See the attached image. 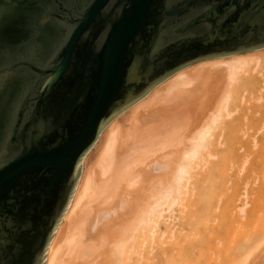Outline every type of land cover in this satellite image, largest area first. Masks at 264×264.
<instances>
[{"label":"bare ground","instance_id":"1","mask_svg":"<svg viewBox=\"0 0 264 264\" xmlns=\"http://www.w3.org/2000/svg\"><path fill=\"white\" fill-rule=\"evenodd\" d=\"M261 81L264 47L206 58L177 70L115 116L83 159L45 264H192L191 252L213 256L219 247L211 240L224 235L239 243L216 264H253L261 254L263 260L264 162L256 169L255 197L247 185L244 193L227 194L223 168L238 162V148L223 154L221 134H213L215 123L231 115L230 104L242 103L246 92L259 93ZM208 94L207 108L200 99ZM213 180L223 209L214 205L201 227L198 209L185 204L207 197Z\"/></svg>","mask_w":264,"mask_h":264},{"label":"water","instance_id":"2","mask_svg":"<svg viewBox=\"0 0 264 264\" xmlns=\"http://www.w3.org/2000/svg\"><path fill=\"white\" fill-rule=\"evenodd\" d=\"M18 3L19 0H0V32L23 42L25 33ZM88 3L91 7L79 31L90 32L91 37L86 45L81 46L78 41L74 45L77 64L72 74L61 77L43 98L30 88L7 86L0 97V161L7 162L10 145L14 146L19 139L11 135L9 112L20 119L22 126L33 111L42 114L49 133L38 150L0 174L5 177L0 198L9 200L15 191L20 203V222L27 225L12 234L6 223L0 229V264H45L49 245L81 177L83 159L115 116L142 99L163 79L193 62L264 47V0H88ZM212 6L222 16V23L214 24L210 18L192 27L185 26L190 14ZM113 7L121 15H110L108 9ZM105 25L111 28L107 42L98 51H91L93 40L104 31ZM209 32L214 35L209 37ZM20 56L19 49L14 54L7 49L0 51V75L7 78L12 63ZM130 74L147 82L126 96L131 87ZM121 99L123 103H118L107 118H101L97 127L96 117ZM35 129L36 121L32 120L28 130ZM58 140L62 142L57 144ZM55 160H61L62 164L56 191L49 193L46 169Z\"/></svg>","mask_w":264,"mask_h":264},{"label":"snow or ice","instance_id":"3","mask_svg":"<svg viewBox=\"0 0 264 264\" xmlns=\"http://www.w3.org/2000/svg\"><path fill=\"white\" fill-rule=\"evenodd\" d=\"M22 5L24 7L21 8ZM90 7L91 4L88 3V0H19L17 9L23 22L24 40L21 42L19 39L6 37L0 32V51L7 49L14 54L15 50L19 49L22 56L14 60L7 78L0 75V97L7 86L15 89L30 88L31 92H39L40 98H43L61 77L66 74L71 75L77 64L73 55L74 45L77 41L81 46L86 45L91 37L90 32L79 31V25ZM108 13L114 16L121 15V11L115 7L108 9ZM227 14L228 10H225L224 15ZM210 18L213 19L214 24L222 23V16L212 6L203 12L190 14L188 20L185 21V26L192 27L200 21ZM252 22L254 21H250V23ZM110 31V26L105 25L104 31L98 33L93 40L91 51H98L104 46ZM213 35L212 32L208 33L209 37ZM42 77L47 79L42 80ZM146 82L138 81L130 74L128 84L131 87L125 95L134 92L136 87ZM118 103H123V100L114 101L107 110L96 117L97 127L100 125L101 118L111 115L112 109ZM32 120L36 121V129L29 131L28 125ZM8 123L11 126V135L18 136L19 139L14 146L10 145L7 162L0 161V174L14 163L38 150L49 135L48 122L42 114L38 115L35 111L29 114L23 126L20 119L15 117L13 112H9ZM61 142L62 140H58L56 143ZM51 147L53 146L50 145L49 148L51 149ZM79 151L76 152L77 157ZM61 164V160H55L46 169L49 193L56 191ZM73 164H75V159H73ZM4 182L5 177L0 175V188ZM19 212L20 203L15 191L12 192L9 200L0 198V229L6 223L9 234H12L20 227L27 226L21 224Z\"/></svg>","mask_w":264,"mask_h":264},{"label":"rangeland","instance_id":"4","mask_svg":"<svg viewBox=\"0 0 264 264\" xmlns=\"http://www.w3.org/2000/svg\"><path fill=\"white\" fill-rule=\"evenodd\" d=\"M259 49H262V48H259ZM193 63H195V62H193ZM193 63H191V64H193ZM259 84L261 87H260L259 93L257 92L258 94L257 93H251V92H250L251 93L250 94L249 92L248 93L246 92V95H244V97H245L244 100L246 102L242 99V103L236 102V103L230 104L229 110L232 112L231 115H229V116L223 115L215 123V128L213 130L214 137H216L217 134H221V139L225 143L223 145V151H222L223 154L230 153L231 150L228 148L236 147V146L238 148V153H239V155H238L239 160L237 163L231 162L223 168L222 175L227 177V179H228L227 180L228 182L226 184V190H225L227 192V194H230L236 190H237V192L239 190L240 193H244L243 190L246 188H247L246 190L249 191L248 192L249 194H251V192H253V191L255 193L257 188L259 187V186H257L258 184L256 181H258V183L260 185V176L257 177V175L259 173H258V170H256V169H260V167H261V164H259L260 163L259 160L261 158H262L261 162L262 161L264 162V160H263V158H264V81H261V83H259ZM213 90H214V92H217L218 88H216V86H215V87H213ZM259 95H261V97ZM217 98L219 99V97H217ZM215 99H216V97H215ZM210 101H212V97L209 94H208V96L202 97L200 99L201 104L205 105L207 108L209 107L207 105H209ZM216 101H217V99L215 100V102ZM243 101H244V104H243ZM215 110H216V108L214 109V111ZM254 141L258 144L257 147L252 145V143ZM260 146H262V148H263L260 152H258V153L250 152L249 148H256L257 149ZM242 156H243V158L244 157L246 158L245 160L248 159L247 163L244 161ZM240 160L244 161L245 165H246V167H244L245 169L242 171L238 170L239 164L244 165V163H240ZM240 168L243 169L242 167H240ZM213 183H214V180L211 181V184H213ZM218 184H219V182H218ZM208 185H210V184H208ZM208 185H206V186H208ZM245 185H247V187ZM236 188H238V189H236ZM254 193H252L251 196ZM255 194H254V197L256 196ZM223 202H224L223 195L220 194L218 185L215 182V184L210 186L207 197L196 198L192 201V203L189 202L185 205L187 206L186 207L187 209H189V208L190 209H194V208L198 209V211L196 213L201 218L199 225H201V227H202L203 223L206 222L205 214H209L213 210L212 208L214 207V205H217L216 210H218L220 208L223 209V206H222ZM206 204H208V206L209 205L211 206V210L205 209ZM263 208H264V206H263ZM262 213L264 214V211H261L260 214H262ZM263 214H262V216L264 217ZM219 222H221V221H219ZM249 223H251V222H249ZM185 226H186V228H188L187 223H185ZM256 227H257V225H256ZM246 228H247L246 229L247 232L249 231V235L251 233H253V231L251 232L252 228H253L252 230H255L254 225H252V227L249 228L250 230L248 229V227H246ZM217 229H220V228H217ZM224 236H225L224 239L220 240V241H219L218 237L213 238L211 240L212 242L214 241L213 243H215V242L218 243L217 245L219 247V250L214 251L213 256H211V255L209 256L207 254L200 255L199 251L196 249L194 252H191L190 257L187 260H191L192 264H216L218 257H220V256L224 257L226 254L229 255L231 253V250L233 249V247L239 243V242H235V240L237 238L231 239V236L230 237H228L226 235H224ZM217 241H219L220 243ZM260 256L262 258L263 254H261ZM261 258L258 257V260H255L253 264H257V261H259L258 264H262V262H264V259L262 260ZM260 259H261V261H260ZM208 261H211V262H208Z\"/></svg>","mask_w":264,"mask_h":264}]
</instances>
